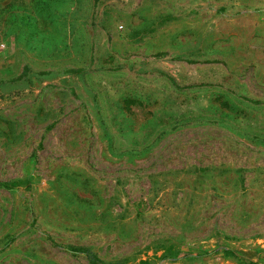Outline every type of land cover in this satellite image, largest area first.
Segmentation results:
<instances>
[{"label":"rangeland","instance_id":"rangeland-1","mask_svg":"<svg viewBox=\"0 0 264 264\" xmlns=\"http://www.w3.org/2000/svg\"><path fill=\"white\" fill-rule=\"evenodd\" d=\"M0 264H264V0H0Z\"/></svg>","mask_w":264,"mask_h":264}]
</instances>
